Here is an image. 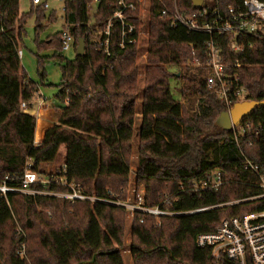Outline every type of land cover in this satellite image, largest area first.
I'll return each instance as SVG.
<instances>
[{"label": "trees", "instance_id": "trees-1", "mask_svg": "<svg viewBox=\"0 0 264 264\" xmlns=\"http://www.w3.org/2000/svg\"><path fill=\"white\" fill-rule=\"evenodd\" d=\"M113 1L100 0L91 13L86 4L92 0H66L62 28L73 37L71 58L62 55L57 39L60 31L38 43L39 50H56L50 58L58 59L61 77L52 105L58 112L57 121L34 144V117L19 112L18 108L22 101L33 97L39 84H43L45 73H39L38 82L25 74L19 62L18 43L30 15L34 16L35 35L60 16L54 9L39 7L23 13L19 0H0V178L21 176L27 160L33 171L51 177L52 173L41 171L40 165L52 163L60 146H64V176L80 184L88 196L98 198L94 202L71 203L65 198L44 194L9 193L7 199L0 196V264H28L24 257L28 251V235L24 232L28 220H22L42 206L71 207L66 221H60L59 226L48 224L44 219L47 229L38 244V253L43 259L51 257L57 264H70L72 260L77 264H123L121 230L112 213L125 210L112 201L117 200L115 193L124 199L125 189L122 183L112 186L108 180L125 178L129 173L126 143L133 137L138 68L134 65L137 44L119 45L118 21L110 29L108 55L93 41L102 37L104 24L113 12L110 5ZM163 1L169 6L173 3V0ZM242 1L205 2L209 8L225 9ZM176 3L185 12L195 10L191 0H176ZM160 7L153 0L148 19L149 65L140 109L138 137L142 144L135 174L138 184L150 179L155 182L151 189L147 183L141 184L146 206L158 205L181 214L161 216L157 221L152 214L136 212L132 227L135 243L130 250L137 259L157 260L148 264H159L161 260L169 264H235L227 259L215 262L207 248L197 247L195 237L215 230L224 218L264 209V198L220 205L261 191L252 186L256 175L243 170L242 155L254 160L264 173V140L252 147L241 145L239 148L232 138V130H223L215 124L227 107L204 84L205 42L210 35L179 25L169 26L160 14ZM132 37H137V31ZM78 38L85 42L82 56L76 55ZM220 52L225 62L232 64L238 60L240 63L230 73L236 74L238 83L248 90L245 98L264 100V39H245L239 52L230 51L226 39ZM48 57H40L39 64L43 65ZM172 66L177 68L174 73L169 71ZM171 82L177 86L180 99L174 98ZM232 97L229 98L234 102ZM187 103L192 108H186ZM248 119L264 127V106L256 108ZM216 169L227 178L222 186L216 190L192 189L193 183L208 178ZM31 187L41 191L66 190L54 182L45 186L35 183ZM165 198L166 203L162 202ZM75 203L81 210L75 208L78 206ZM202 207L210 208L185 213Z\"/></svg>", "mask_w": 264, "mask_h": 264}, {"label": "built area", "instance_id": "built-area-1", "mask_svg": "<svg viewBox=\"0 0 264 264\" xmlns=\"http://www.w3.org/2000/svg\"><path fill=\"white\" fill-rule=\"evenodd\" d=\"M99 1L92 0V2L87 3V9L91 13L95 12L96 4ZM154 1L161 5L159 9L160 14L164 20L169 22V26L179 25L189 31L210 35V38L205 42L206 62L204 84L206 90L216 94L226 104L227 108H231L236 101L247 100L245 97L248 90L238 83L236 74L230 73V69L238 67L240 63L238 60H235L232 64L225 62L220 52L221 45L227 39L228 49L233 52H239L245 45V39H264V2L260 0H243L238 6H228L225 9H219L209 8L205 2L207 0H202L200 7H194L195 10L185 12L178 7L176 0H173L170 6L163 0ZM27 2L29 9L37 7L43 10L54 9L61 15L65 11L66 0H27ZM152 3L153 0H114L110 4L113 7V12L104 24L102 37H97L93 41L101 46L103 51L108 55L110 29L116 20L119 22L120 27L119 45L124 47L126 44H137L140 25L145 14L147 15L146 18L149 19ZM63 25H65L64 22ZM135 31H137L136 38L132 37ZM58 40L61 43V50L63 52H68L73 49V37L67 29L62 28L58 35ZM18 56L20 58L21 50L18 51ZM38 91L39 89L30 100L20 103L18 108L19 112L28 113L32 111L31 108L34 105L37 108L43 107L41 101H38L42 96ZM230 96L234 97H232L235 99L234 102L231 101ZM30 115L33 116V114ZM248 117L242 120L239 125L232 126L231 128L232 138L239 148H241V145L252 147L255 143L264 140L263 124L256 123L248 119ZM34 144H38V142H34ZM242 156L244 157L242 163L243 170L256 175L252 186L261 189V191L254 195L232 198L222 202L220 204L221 206L264 198V173L261 172L259 165L254 160L248 159L244 154ZM54 172L51 177L40 175L32 170L31 162L27 160L21 176L12 177L5 175L3 178H0V196L7 199L9 193L25 195L44 194L62 197L70 202L82 200L94 202L98 199L85 194L80 184L66 179L64 176L66 173L64 162ZM226 181L227 178L225 179L224 173L216 169L210 173L208 178L193 183L192 189L194 191L205 189L216 190ZM51 182L66 187V190L64 192L51 190L41 191L31 187V184L39 183L45 186ZM245 183L247 184L248 182L245 181ZM99 201L110 202V200L105 199H99ZM115 201H112V203L116 204ZM167 201L165 199L162 202L166 203ZM208 208L210 207L197 208L185 213L199 212ZM132 210L152 214L155 217L181 214L161 208L158 205L155 207H147L143 205L140 199L132 207ZM195 244L199 248H207L210 251L211 258L215 262L221 259H227L235 264H264V209L222 219L215 230L196 235Z\"/></svg>", "mask_w": 264, "mask_h": 264}, {"label": "rangeland", "instance_id": "rangeland-1", "mask_svg": "<svg viewBox=\"0 0 264 264\" xmlns=\"http://www.w3.org/2000/svg\"><path fill=\"white\" fill-rule=\"evenodd\" d=\"M19 8L23 13L28 12L29 6L27 0H19ZM33 10V9H31ZM35 11H37L35 9ZM59 18L56 22L47 24L44 28H42L38 35H35L34 32V16L30 15L27 17L24 24V32L21 34L20 41L18 43V51L21 50V56L19 58L20 66L25 74L31 78L32 80L38 82L39 73H45V79L43 84H39V93H41V97L38 101H41L43 107L37 108L34 105L31 110L33 112V116L35 117V131H34V142H40V135L43 132L38 125V120L42 122V126L49 127L53 125L57 121L58 112L52 106L55 103V94L57 93V86L60 77L61 71L59 67L58 59H51V56H54L56 52L55 49H41L38 48V43L40 41H44L48 35H54L56 32L62 30L63 19L61 14H59ZM147 15H144V19L142 20V24L140 25L139 34H138V42H137V51L134 57V65L137 66L138 71L135 76L136 79V89H137V97L135 99V115H134V123H133V137L131 141L126 143L128 148V165H129V173L125 178L115 177L110 178L108 180L110 185L115 186L119 183H122L124 186L123 196L124 199L121 198V194H116L114 197L117 199L115 202L117 205L124 207V212L115 211L113 212V217L117 221L118 226L121 230V246H120V254L123 261V264H148L154 260L152 258H143L142 260L137 259L135 255L130 250V247L133 243H135V237L133 236L132 227L134 224V215L136 212H140L137 210H132V207L136 205L138 200L142 201L144 204V187L141 184L149 185L151 189V185H154V180L150 179L148 181H139L141 184H138V179L135 174L137 160L139 156V149L142 142L138 137L139 125L141 120V102H142V94L143 89L145 87V74L147 71V66L149 65L147 62V48L149 43V23L146 18ZM19 24H21V20H19ZM59 35V34H58ZM58 39V37H57ZM77 46V45H76ZM63 56L67 58H71L74 55L73 50L62 53ZM49 56L46 61H44L43 65L39 64L40 57ZM171 73L177 71L176 66H172L169 68ZM182 71V70H181ZM180 71V72H181ZM171 90L174 98L180 99V93L177 89V86L174 85V82H171ZM35 99V98H33ZM181 103L185 104V100L181 99ZM190 109L192 106H185ZM230 108H226L223 110H229ZM217 132V131H215ZM44 134V132H43ZM42 134V136H43ZM65 155V147L60 146L57 158L52 163H43L40 165L41 171L45 173H53L62 165L64 162ZM54 172V173H55ZM166 199V198H165ZM163 199V200H165ZM72 203V202H71ZM78 205V203H75ZM74 204V205H75ZM71 205V206H74ZM146 206V205H145ZM147 207H155V206H147ZM71 207H55V206H42L36 208V212L29 215H25L22 222L28 220V224H26V230H24L25 235H28L27 238V247L28 250L25 252V259L28 261V264H57L51 257L44 258L41 257L38 253V244L42 237V235L46 232L47 227L44 224V219H47V223L53 226H59L60 221L65 222L66 213ZM74 208V207H73ZM76 209L81 210V206H76ZM143 213V212H142ZM148 214V213H144ZM157 221L160 217H155ZM104 221H101L103 225ZM189 244H187L188 246ZM188 251V250H187ZM159 264H169L166 261L161 260L158 261ZM184 262V261H183ZM70 264H77L75 260H72ZM170 264H184V263H173Z\"/></svg>", "mask_w": 264, "mask_h": 264}, {"label": "water", "instance_id": "water-1", "mask_svg": "<svg viewBox=\"0 0 264 264\" xmlns=\"http://www.w3.org/2000/svg\"><path fill=\"white\" fill-rule=\"evenodd\" d=\"M193 7H200L202 0H191ZM85 42L83 38H78L76 55L84 54ZM264 106V100H243L233 103L229 110H222L216 119L215 124L223 130H230L232 126H237L242 120L253 113L256 108Z\"/></svg>", "mask_w": 264, "mask_h": 264}, {"label": "crops", "instance_id": "crops-1", "mask_svg": "<svg viewBox=\"0 0 264 264\" xmlns=\"http://www.w3.org/2000/svg\"><path fill=\"white\" fill-rule=\"evenodd\" d=\"M28 113L33 114L32 111H29ZM57 118H58V117H57ZM38 125H39V127H40L41 129H43V132H44L45 129L47 128V127H46V128L44 129L45 126H42L43 124H42V122L39 121V120H38ZM43 132H42V134H43ZM42 134L40 135V138H39V139H42V137H43Z\"/></svg>", "mask_w": 264, "mask_h": 264}]
</instances>
